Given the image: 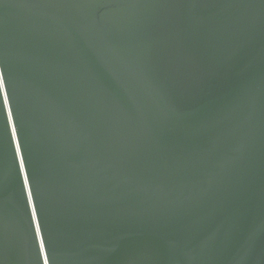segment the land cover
<instances>
[{
  "label": "water",
  "instance_id": "1",
  "mask_svg": "<svg viewBox=\"0 0 264 264\" xmlns=\"http://www.w3.org/2000/svg\"><path fill=\"white\" fill-rule=\"evenodd\" d=\"M0 264H264V0H0Z\"/></svg>",
  "mask_w": 264,
  "mask_h": 264
}]
</instances>
